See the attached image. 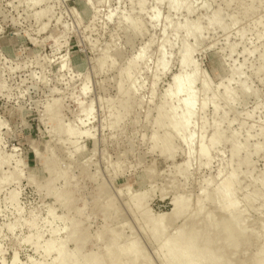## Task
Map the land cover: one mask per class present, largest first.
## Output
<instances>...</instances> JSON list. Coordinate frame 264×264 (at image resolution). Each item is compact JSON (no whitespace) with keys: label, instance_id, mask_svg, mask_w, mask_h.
<instances>
[{"label":"rangeland","instance_id":"obj_1","mask_svg":"<svg viewBox=\"0 0 264 264\" xmlns=\"http://www.w3.org/2000/svg\"><path fill=\"white\" fill-rule=\"evenodd\" d=\"M165 1L0 0V264H50L55 253L43 259L32 245L64 242L74 224L77 243L65 241V248L81 258L131 244L136 264H162V241L188 217H226L218 196L213 204L209 197L225 193L219 182L231 178L225 200L249 240L221 253L229 264L264 263L253 254L264 249V0H179L175 12ZM195 27L200 40L184 36ZM183 42L197 71L194 117L184 134L171 136L174 152L166 156L150 139L166 130L153 125L159 106L176 102L164 96L181 72ZM135 56L119 98V73ZM215 126L223 140L211 147ZM66 127L75 134L65 135ZM186 135L193 137L189 147ZM235 145L242 150L233 161ZM174 197L188 200L190 211L197 202L201 213L187 208L184 217L168 218ZM163 215L165 230L153 237L149 223ZM123 257L119 264L129 262Z\"/></svg>","mask_w":264,"mask_h":264},{"label":"bare ground","instance_id":"obj_2","mask_svg":"<svg viewBox=\"0 0 264 264\" xmlns=\"http://www.w3.org/2000/svg\"><path fill=\"white\" fill-rule=\"evenodd\" d=\"M156 3H160V2H163V0H155ZM30 3V2H29ZM165 3H167V7L168 9L171 11H177L180 9V1L179 0H166ZM180 3V4H179ZM140 7H141V4H140ZM195 8V7H194ZM190 10V7H188L187 11ZM192 11V9H191ZM244 11V10H243ZM218 17V14H215L213 17H211L209 19V24H212L213 21H215ZM156 18V17H155ZM158 18V17H157ZM158 20V19H157ZM153 21H156L155 19ZM235 21H233L234 23ZM134 23V22H132ZM136 23V22H135ZM135 23L132 25L133 26V29L137 30L138 34L140 33V28L138 26L137 28V25H135ZM131 26V25H130ZM169 26V24H168ZM171 26V25H170ZM173 27V26H172ZM176 30H180L181 29V25L179 26V28L177 26H174ZM223 28V27H221ZM173 29V31H174ZM225 29V28H223ZM175 30V31H176ZM222 30V29H221ZM226 32V30H225ZM184 36L186 37H193L194 39H197L200 37V30L198 28L195 27V29L193 31L191 30H188L185 28L184 30ZM177 34V33H176ZM141 35V34H140ZM223 36V35H222ZM226 37V36H225ZM187 39V38H186ZM185 39V40H186ZM184 40V39H183ZM200 40V38H199ZM202 40V39H201ZM196 41V40H195ZM163 44V43H162ZM183 46L181 47L180 51H179V61H180V68H181V72L174 76L172 78V82H171V86L167 89L168 91L165 92V98L167 99H171L169 100L170 102L173 103V101H176L175 103L177 104L175 106V103L174 105H171V103L168 102V105L166 108H164L165 106H159L158 108V112L157 115L155 114V116L157 117V119L153 122V125H155L157 128L156 129H159V128H165L167 132H163L164 134H162L161 136L162 137H159V139L157 138V135H155L156 133L154 132V134L152 135L150 141H152L154 144L153 146V149L157 147L156 150L159 149V152L160 154H164L166 156H169L171 154V152L173 151L172 147L173 144H172V135L175 136V133L178 132V131H184L183 134L185 133V130L187 129L188 127V124L191 120L192 117H194V106H195V94L193 92V85L196 83V76H197V73L195 74V69H193V66H192V59L190 58L191 57V50L187 47H185L186 45L182 44ZM185 45V46H184ZM158 46H160L158 44ZM157 49V48H156ZM159 49V48H158ZM160 51V50H159ZM144 54V52L140 51V55L138 54V59L141 57H143L142 55ZM107 57V55H106ZM136 57V56H135ZM132 58L133 60L128 62V64L126 65L127 67H125V69H123L124 71L120 72L119 73V77H120V80L119 82L117 83V89L119 90V94H121V96L119 98H122V93L124 92L122 89L123 88H120L122 87L123 85V81L124 79L128 81L129 77H130V70L131 68L135 65V60H138L137 57L136 59ZM104 58V57H103ZM145 58V57H144ZM161 58V57H160ZM109 59V57H108ZM100 61V60H99ZM102 61V60H101ZM106 61V60H104ZM160 61V65L163 67L165 66L164 62H163V57L159 60ZM114 62V61H113ZM155 63V62H154ZM158 65V64H157ZM191 68L192 69L189 71V73H184L183 70L186 69V68ZM98 68V67H97ZM189 68V69H190ZM100 69V68H99ZM162 70V69H161ZM150 72V71H149ZM153 76V75H152ZM208 78V77H207ZM205 79V78H204ZM202 81V79H201ZM208 81V80H207ZM210 82L209 81V85H210ZM201 89L200 92L204 91L205 88L208 86L206 82H201ZM152 85V84H151ZM150 85V86H151ZM149 86V87H150ZM152 87V86H151ZM126 90V89H125ZM130 90V89H129ZM152 90V89H151ZM122 91V93L120 92ZM242 91V90H241ZM248 91V90H247ZM126 92V91H125ZM118 93V91H117ZM129 93H131V91H129ZM124 94V93H123ZM244 95V93H242ZM127 95V92L126 94ZM131 96L133 94H130ZM250 95V94H249ZM256 95V94H254ZM214 96H212L213 98ZM242 97V96H241ZM164 98V101L167 102V100H165ZM141 101V100H140ZM200 101V100H199ZM121 102V101H120ZM133 102V101H132ZM126 104V102H125ZM124 103L120 104V107L119 109H123L121 110L122 112L124 110H126V105ZM162 104H165L162 103ZM161 104V105H162ZM200 104V102H199ZM207 103L206 102H203L200 104L199 108L201 109H204V107H206ZM206 105V106H205ZM128 107V106H127ZM130 109V108H129ZM199 109V111H200ZM132 110V109H131ZM179 110V111H178ZM216 109H214V111H212L213 113L215 112ZM129 111V110H128ZM196 111V110H195ZM198 111V112H199ZM58 112V111H57ZM125 112V111H124ZM119 113V114H118ZM120 113L118 110H117V114H115V118L113 119V123L111 125L114 126V124L116 125L117 124V121L119 120V117H120ZM148 113V112H147ZM200 113V112H199ZM56 114V113H55ZM57 115V114H56ZM60 115V113H59ZM147 115V114H146ZM215 115V113H214ZM148 116V115H147ZM155 117V118H156ZM123 118V117H122ZM147 118V117H146ZM195 119V118H194ZM143 120V119H142ZM153 120V119H152ZM199 122V121H198ZM146 123V122H145ZM213 125V124H212ZM196 130V129H195ZM200 130V129H199ZM63 133L65 135H68V136H71V135H74L75 132L74 130L70 129V128H63ZM172 133V134H171ZM177 134V133H176ZM193 135V134H192ZM192 135H186L184 136V141L183 143L185 142V144L189 147L190 144H191V141H192ZM223 134L218 131L217 127L215 126L214 127V131H213V134L210 135V138H208V142L209 143V146H213L215 144H217L218 142H221V140H223ZM194 136V135H193ZM197 136V135H196ZM198 137V136H197ZM233 137V135H232ZM183 138V137H182ZM201 138V137H200ZM202 139V138H201ZM195 140V139H194ZM158 142H159V145H158ZM174 142V141H173ZM199 142V150L197 151L198 152V155H202L204 156L206 154V149L204 148V146L201 144L202 141H198ZM197 142V143H198ZM236 146V145H235ZM207 148V151H208V146L206 147ZM255 148V149H254ZM253 150L257 153L258 152V148L257 147H254ZM176 149V148H175ZM242 150V148L240 146H236V147H233L231 152H230V157H231V160L235 161L234 159L239 156V153L240 151ZM244 150V149H243ZM33 151H35L33 149ZM174 152V151H173ZM254 152V153H255ZM190 154V152L188 153ZM192 154V153H191ZM194 155V154H193ZM190 156V155H189ZM188 156V157H189ZM163 157V156H162ZM238 158V157H237ZM236 158V159H237ZM246 159V160H245ZM194 159H192L193 161ZM188 161V160H187ZM244 163L247 162V157H244L243 159ZM190 163V162H189ZM248 163V162H247ZM246 163V164H247ZM187 165V163H186ZM188 169V168H187ZM183 173H186L183 171ZM188 174V172H187ZM186 174V175H187ZM49 175V174H48ZM183 175V174H182ZM33 176V175H32ZM187 177V176H186ZM233 178H231L228 182H225L224 180H222L221 182H219V187H226V191L225 193H220L218 191H213L212 192V197L210 196L209 198L212 200L213 197H216L218 196L217 198L222 202V204L220 205L219 210L220 212L223 211V215H225L226 217H223L221 218L222 221L219 223L217 222V220H215L214 218H216L215 216H212L213 214L212 213H208L205 212V216L203 217L202 220H199L200 218L197 217V219L199 220V223L196 219L195 216H191V217H188L190 215H193L192 213L190 212H195V210L197 209V214L200 212V209L201 207L197 204L196 202V208L195 210L193 211H190V208H188V206H190V204H188V206L186 205L187 203L185 202H189L188 200H185L183 201L181 198L182 197H174L172 199V203H173V209H172V212L167 216L168 218H177L179 216L182 217V215L186 212V209L188 208L190 211L188 214L190 215H186L187 218V223H183L186 224V227L185 225L181 226V229L174 233V235L166 238L164 241H162L161 245V249L160 251H162V255L160 257L161 259V263L162 264H229L231 263L232 261H228L230 256L227 257L222 255L221 251L225 250L228 252V250L230 251L231 248H235L238 246L237 242H240L243 237L245 239V237L247 236H243L245 233L243 231V229H241L240 227L237 228L238 226H236V221H235V218L236 216L230 212V209L232 208V204L231 203H228L226 202L225 200V196L226 194L230 193L232 191V188H231V184L233 183ZM219 181V180H218ZM210 182V181H209ZM208 182V183H209ZM207 183V182H206ZM218 185V184H217ZM216 187V186H215ZM260 188V187H259ZM264 189V188H263ZM260 191V190H259ZM262 191V189H261ZM264 191V190H263ZM262 191V193L264 194V192ZM216 193V195L214 196V194ZM143 193V192H142ZM261 193V192H260ZM204 197H206L205 193H203ZM55 197L56 194H54ZM145 195V194H144ZM211 195V194H209ZM143 196V195H142ZM260 196V195H259ZM145 197V196H144ZM146 197H147V194H146ZM261 197H263V195L261 194ZM141 197H139L140 199ZM64 199V198H63ZM139 200L138 198H135L134 200L136 201ZM143 199V198H142ZM56 200H60L58 197L56 198ZM134 200L132 202H134ZM211 202V201H210ZM62 203V202H61ZM64 203V202H63ZM138 202H135L134 203V206L135 204H137ZM212 204L214 203V201L212 200L211 202ZM133 205V204H132ZM139 205V204H138ZM137 205V206H138ZM141 207V206H140ZM112 208V207H111ZM137 208V207H136ZM108 209V208H106ZM218 209V208H217ZM137 211V210H136ZM143 211V210H142ZM141 211V214H144L142 213ZM202 211V210H201ZM218 211V210H217ZM145 212V211H144ZM203 212V211H202ZM50 213V211L48 212ZM201 213V212H200ZM225 213V214H224ZM49 215V214H48ZM199 215V214H198ZM202 215V214H201ZM204 215V214H203ZM50 216V215H49ZM142 216V215H141ZM109 217V216H107ZM111 217V216H110ZM151 217V216H150ZM149 217V219H151ZM166 217V216H158L156 218L153 217V219H151V223H149V221H147L149 224H150V234L154 236L153 237H157L161 234H163L164 230H165V227L163 225V218ZM184 217V215H183ZM214 217V218H212ZM147 218V217H146ZM110 219V218H109ZM185 218H183L184 220ZM196 219V220H195ZM213 219V220H212ZM220 219V220H221ZM145 221V220H144ZM186 221V219L184 220ZM183 221V222H184ZM47 222V221H46ZM176 222V221H175ZM217 222V223H216ZM48 223V222H47ZM147 223V224H148ZM196 223H198V225H196ZM201 223V224H200ZM260 223V222H259ZM50 224V223H49ZM146 224V222H145ZM182 224V223H181ZM70 225V224H69ZM163 225V226H162ZM71 226V225H70ZM75 226L76 224L72 225L71 226V230H69L68 232V235L66 237V240H64V242H60L58 243V241L56 239H52L51 241H47V243H44L41 244L40 243H34L32 245L33 249L34 250H40L41 252V256L43 259H45V257H48L49 254L51 252H54L55 253V257L53 258L52 262L50 264H119V259L122 258H129V262L127 264H136V256H131L132 253H134L133 251V245H127L125 247H121V246H124V245H121L119 248V246L117 247L118 250H114V253H110L111 251H109V253L107 254H103L102 255V258H99L94 256L93 258H81L80 257V252L78 254V249L77 251L74 250V252H69L68 249L65 248V241H71L73 243H77V240H76V235L78 234L77 232V229H75ZM109 226V225H108ZM29 227L32 228L33 227V222L30 221L29 222ZM185 227V228H184ZM11 228H13L11 226ZM68 228V226H67ZM77 228V227H76ZM148 228V227H147ZM167 228V227H166ZM70 229V227H69ZM250 229V228H249ZM264 229V228H263ZM12 230V229H11ZM32 230V229H31ZM247 230V229H246ZM108 231V230H107ZM113 231V230H112ZM99 232V231H98ZM67 233V232H66ZM77 233V234H76ZM113 234V233H112ZM167 234V233H166ZM165 235V234H164ZM169 235V234H168ZM250 235V234H249ZM33 236H35L37 238V240H39L40 238V235L38 233H35L33 234ZM99 236V235H98ZM260 236V235H259ZM113 237V236H112ZM111 237V238H112ZM264 237V236H262ZM78 238V237H77ZM91 238V237H90ZM99 238V237H98ZM118 238V237H117ZM248 240H249V237H247ZM252 239V238H251ZM263 239V238H262ZM85 240V239H84ZM83 240V241H84ZM238 240V241H237ZM81 241V240H80ZM115 239L113 237V239H110V241L107 243L108 245V249H110V246L113 245ZM244 241V240H242ZM258 241V240H257ZM25 242H29V239H25ZM132 242V241H130ZM246 242H248L246 240ZM245 242V243H246ZM256 242V240H255ZM81 243V242H80ZM86 243V242H85ZM117 243V242H116ZM218 244V245H214V244ZM242 243V242H241ZM244 243V242H243ZM242 243V244H243ZM250 243V241H249ZM248 243V244H249ZM259 243V242H258ZM257 243V244H258ZM40 244V246L38 245ZM135 244V243H134ZM136 245V244H135ZM246 245V244H245ZM256 245V244H255ZM83 246V245H82ZM240 246V245H239ZM262 246V245H261ZM259 246V247H261ZM104 247V246H103ZM243 247H246V246H243ZM248 247V246H247ZM240 248V247H239ZM249 248V247H248ZM68 250V252H67ZM81 250V249H80ZM106 250H107V247H106ZM246 250V249H245ZM260 251L258 252V254L256 253H253L255 254L257 257H260V256H263L264 257V249H259ZM76 251V252H75ZM223 251V252H225ZM231 251H233L231 249ZM237 251V250H236ZM235 252V251H234ZM239 252V249L238 251ZM243 253H245L243 251ZM224 254V253H223ZM226 254V253H225ZM233 254V253H232ZM237 254V253H236ZM247 254V253H246ZM234 255V254H233ZM240 255V254H239ZM243 255V254H242ZM83 257V256H82ZM101 257V256H100ZM236 257V256H235ZM246 257V256H245ZM224 258V259H223ZM227 258V260L225 259ZM231 259V258H230ZM262 259V257H261ZM260 258L258 260H261ZM244 260V259H243ZM247 260V259H246ZM264 260V259H263ZM118 261V262H117ZM237 261H238V258H237ZM241 261V260H240ZM223 262V263H222ZM229 262V263H228ZM254 262H255V259H254ZM262 262L259 261V263ZM43 263V262H41ZM138 263V262H137ZM237 263V262H236ZM243 263V262H242ZM258 263V264H259ZM11 264H15L14 262H12ZM40 264V263H39ZM45 264V263H44ZM126 264V263H125ZM234 264V262L232 263ZM245 264V263H243ZM253 264V263H252ZM262 264H264L262 262Z\"/></svg>","mask_w":264,"mask_h":264}]
</instances>
